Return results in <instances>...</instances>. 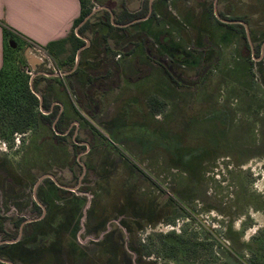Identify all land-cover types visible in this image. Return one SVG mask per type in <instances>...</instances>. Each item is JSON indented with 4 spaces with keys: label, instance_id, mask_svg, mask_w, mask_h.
<instances>
[{
    "label": "rangeland",
    "instance_id": "obj_1",
    "mask_svg": "<svg viewBox=\"0 0 264 264\" xmlns=\"http://www.w3.org/2000/svg\"><path fill=\"white\" fill-rule=\"evenodd\" d=\"M122 1L130 11L144 8V0L87 3L117 9ZM157 2L159 10L154 2L156 11L140 20L148 51L173 65L186 86L147 57L140 38L130 51L120 41L103 51L113 58L111 50H118L120 67L129 66V72L120 68L115 86L87 89L115 80L111 63L99 75L80 66L66 80L79 119L62 145L36 124L25 134L0 129V241L18 238L0 247V264H252L255 252H264V61L256 49L264 0ZM216 18L245 22L247 56L241 29ZM168 32L163 48L158 36ZM16 46L8 80L18 68L32 72L21 43ZM178 48L188 49L192 64L175 62ZM135 61L143 65L139 71L149 69L144 77L133 70ZM91 99L97 100L93 114ZM74 136L87 148H75ZM42 174L73 192L56 203L43 197L41 218L18 228L21 216L37 218L31 198L41 199L54 183Z\"/></svg>",
    "mask_w": 264,
    "mask_h": 264
},
{
    "label": "crops",
    "instance_id": "obj_2",
    "mask_svg": "<svg viewBox=\"0 0 264 264\" xmlns=\"http://www.w3.org/2000/svg\"><path fill=\"white\" fill-rule=\"evenodd\" d=\"M101 5L105 10L112 9L116 16L120 14V8H109L104 5V2H101ZM80 9V0H0V68L3 64L4 48L1 24H5L15 34L18 42L21 43L24 48V53L30 45L44 46L48 42L58 41L67 37L73 30L77 37L84 41V45L76 50L71 69L68 71L65 70L66 80L78 74L74 71L77 65L80 64L84 68V71L96 72L99 75L100 69L102 70V60L105 58L103 49L105 47H113L114 44L117 49L120 44V32L117 29L110 31L103 24L98 23L95 17L92 18L94 13L99 12L97 8L94 9L93 7L89 12L91 13L93 11L90 16L91 24L81 34L78 33L81 22L76 26H73V23L78 18ZM67 45L69 48L71 47L70 43L64 44L66 49L64 55H67L70 50L67 49ZM59 47L60 45H54L52 48L56 50ZM117 51L111 50V54L115 52L114 55H116L118 54ZM76 56H78L77 62ZM108 63L118 67L114 71V81H116L118 72H120L119 70L124 64L120 67L115 59L107 61V65ZM124 67L125 71L129 72L128 64L125 63ZM31 71L35 73V77H38L36 87L40 91L39 93L44 94L50 100L49 111L55 107L56 110L58 109L59 114L63 112L64 114H62L61 118L62 127L65 129L72 127L75 123L74 117L76 116V109L71 99L67 83H64L53 73H50L51 71H47L42 64L37 65L36 69H31ZM131 75L133 73L129 74V77ZM42 77L47 78V81ZM100 83H104V81H99V83L93 82L91 87H96L98 90L100 87L104 88L109 82L104 83L105 85L103 84V86L99 85ZM77 86L79 85L77 84ZM113 86L115 84L110 87ZM67 111L70 112L68 115L65 114Z\"/></svg>",
    "mask_w": 264,
    "mask_h": 264
},
{
    "label": "trees",
    "instance_id": "obj_3",
    "mask_svg": "<svg viewBox=\"0 0 264 264\" xmlns=\"http://www.w3.org/2000/svg\"><path fill=\"white\" fill-rule=\"evenodd\" d=\"M80 5H81V9H80V14L78 16L77 19H75L73 26L78 25L86 16L87 14H89V12L91 11V9L93 7H91L90 5H88L87 0H80ZM124 7V6H123ZM148 11V0H144V8L141 9L138 12L135 13H128L126 11V8L123 9V14L124 16L122 18H114V22H118V23H126L129 22L133 19L136 18H142L147 14ZM221 17H224L223 15H220ZM95 17V19L98 21V23L103 24L105 27L108 28V30H115L117 29L120 32V40L122 42V44L125 46L126 45V49L129 46V51L132 50V44L134 39L136 38H140L141 42L144 46V51H146L149 47V42L147 40V36L145 35L144 31L142 30V22L137 21L136 23L132 24L131 28L129 27H123V28H117L113 25L112 20L110 19V14L108 10H100L98 13H94L92 18ZM90 17L84 21L82 23V25H80V27L78 28V33H82L85 28H87L91 22H90ZM216 22L223 24L227 27H238L241 29V32L243 34V37L245 39V46H244V55L247 56V54L249 53V45L246 41V37H245V32H244V28L241 24L237 23V24H226V23H221V21H219L216 18ZM2 27V32H3V37H4V48H3V64L0 68V108L2 110V112L0 113V129L2 132H5L6 129L4 128H9L10 129V133H21V134H25L27 131H29V129L31 128V126L33 124H36L37 127H41L43 131H45L46 129H50L52 131V138H54L55 142L57 145H62L66 136L71 133V130H69L68 133H66V135H61L60 133H62L64 131V128L61 125V118L62 115L59 116L58 120L54 123V127L53 122L55 120V117L57 115V110L54 107V109L49 112V113H44L47 112L49 110V106H50V100L47 96H45L44 94H40L38 88L36 87V81L38 80V77H33L31 79V84H30V76L29 73L27 74L25 69L22 68H18V71L12 76L10 77L11 79L8 80L7 78H5L6 75V71L9 68V66L12 65L13 60L14 59V54L17 51V46L16 48L11 47L10 44L8 45L9 40H12L16 45L18 42L17 37L15 36V34L5 25V24H1ZM74 28V27H73ZM159 40L162 41H170L171 40V34L168 33H161L158 36ZM65 43H70L71 47L69 50V53L67 55H64V57L60 58L59 55H62L65 53L66 49L64 47ZM54 45H60L59 49H54L52 48ZM82 45H84V41L82 39H80L79 37H77V35L75 34V32L72 30L70 32V34L58 41H52V42H48L46 45L42 46V48L47 52V54L51 57V59L54 61L55 65L61 69V68H71L75 59V53L76 50L81 47ZM31 46V45H30ZM123 46V47H124ZM109 47H105L103 50H108ZM128 50V49H127ZM149 57L154 60L155 62H158L159 64H161L164 68H165V72L167 73V75H169L170 79L173 81V83L177 86H181L182 84L180 83V79L178 78L177 75H175L171 68L169 67L168 63L166 61H164L163 59H161L160 57L154 55L153 53L148 52ZM171 56L173 58L177 57L176 54H172ZM250 58V56H249ZM12 60V61H11ZM103 64H102V70L106 69L107 66V61H111V58L107 59L106 57L102 60ZM113 62V61H112ZM27 63V62H26ZM81 64L78 65V67L75 69V73H77L79 71ZM138 70L142 69L139 62H135L134 65ZM61 67V68H60ZM115 69H117L118 67L115 65L114 66ZM10 70V68H9ZM211 70V69H210ZM144 71V70H143ZM146 71V69H145ZM21 74L22 76L25 74V78L23 79H19V75ZM142 74H144L143 72H140ZM98 75V74H96ZM19 79L18 81V85H16L14 87L13 90H11L10 87V83L13 84L14 81H16V79ZM21 78V77H20ZM41 78V77H40ZM44 80L47 81V78L42 77ZM136 78H138V75L136 76ZM93 83V82H92ZM92 83H90L87 87L88 90H91L92 87ZM184 83H186V81H184ZM105 85V84H104ZM110 85H106V88H109ZM37 95H40L42 97V102L40 103L39 98ZM76 100L79 102V97H76ZM153 101H155V99H151ZM91 104H92V114H93V109H94V105L96 103L95 100L91 99ZM78 104L81 105V103L79 102ZM96 106V105H95ZM82 107V105H81ZM155 111L159 112L160 108H155ZM76 114H78V112L76 111ZM80 117V116H79ZM7 120L10 124L9 127H6L4 125H2V123ZM4 135V134H3ZM74 144V143H73ZM75 148H78L79 146H77L76 144H74ZM200 161V159L198 160V162ZM61 194L67 196L68 194H70V191H66L63 189H58ZM37 207V205H36ZM264 243V242H263ZM195 247H193V250ZM264 248V245H263ZM254 259L252 261V264H264V252L263 253H258L257 251L255 252V256H253Z\"/></svg>",
    "mask_w": 264,
    "mask_h": 264
},
{
    "label": "flooded vegetation",
    "instance_id": "obj_4",
    "mask_svg": "<svg viewBox=\"0 0 264 264\" xmlns=\"http://www.w3.org/2000/svg\"><path fill=\"white\" fill-rule=\"evenodd\" d=\"M154 2H156V4H157V7H156V9H158L159 10V6H158V2H157V0H148V11H147V14L144 16V17H142V18H136V19H133V20H131V21H129V22H126V23H118V22H114V18L116 19V18H122L123 16H124V14L122 13L123 12V9L124 8H122L123 6L125 7V4H124V2L122 1V4H120V9H121V11H120V14L119 15H115L114 14V12L112 11V9H106V10H108L109 11V14H110V19L112 20V23H113V25H115L116 27H118V28H123V27H129V28H131V26H132V24H134V23H136L137 21H140L141 19H143V18H145L148 14H150V13H152V12H155V11H153V4H154ZM101 6H103V5H101ZM101 6H99L97 9H98V11H100V10H102V9H104L103 7H101ZM100 9V10H99ZM105 10V9H104ZM126 11L128 12V13H135V11H130L129 9H126ZM112 14V15H111ZM219 21H222V22H224V23H226V24H237V23H239V24H241L242 26H243V28H244V32L245 31H247V32H249L248 31V29H247V27H246V25H245V22L242 20V19H236V18H230V19H227V18H224V19H221V18H217ZM261 23H262V19H261ZM262 29H263V27H261V29H258V35H260V37H261V39H262V41H261V43L259 44V46L257 45L256 46V49H257V51L259 52V55H258V60L259 61H264V33H262L261 31H262ZM135 40V39H134ZM121 41V40H120ZM134 42V41H133ZM169 42L170 41H162V40H159L158 39V43L163 47V48H165L166 47V45H168L169 44ZM212 48H215L214 50L216 51V47H214V46H212ZM179 49V48H178ZM187 49V48H186ZM185 49V50H186ZM185 50H183V49H179V51L177 50V52L178 53H176V55H177V57H175V58H173L174 60H175V62H177V63H181V65L182 66H184V65H187V63L189 62L188 61V59H187V54L185 53L186 51ZM188 50V49H187ZM148 49L145 51L146 53H147V57L148 58H150L149 57V55H148ZM249 52H251L250 51V49H249ZM150 53H152V52H150ZM154 54V53H153ZM154 55H156V54H154ZM119 53L118 54H116V55H114L113 56V58H111V59H115V61H116V63H118V58H119ZM156 56H158V55H156ZM219 56V54H217V56L214 58V60H212L210 63H208L207 64V66H205L204 68H202V71L199 73V75L197 76V78L193 81V82H189L192 86H195V85H199L202 81H203V78H204V76L209 72V70L210 69H212L213 68V66L218 62V57ZM158 57H160L161 59H163L164 61H166L167 63H168V65H169V67L171 68V70H172V72L175 74V75H177L178 76V78L180 79V83L184 86H186V84L184 83V81H186V79L183 77V75L181 74V73H179L178 72V70L177 69H175L174 68V66L173 65H170V63L166 60V59H164L163 57H161V56H158ZM151 59V58H150ZM250 59H252L253 60V55L252 54H250ZM152 60V59H151ZM153 62H155L154 60H152ZM136 62V61H135ZM135 62H134V65H135ZM157 65H159V66H161L162 67V69H164V71H165V68L161 65V64H159L158 62H155ZM189 63H191V62H189ZM140 64V66H143L141 63H139ZM192 64V63H191ZM77 67H78V65H77ZM76 67V68H77ZM71 69V68H70ZM134 71H137V73H140L141 71H139L135 66H134V69H133ZM115 71H116V69H115ZM149 72V69L148 68H146V72L142 75V77H144L145 76V74H147ZM50 73H53L57 78H59L60 80H62L64 83H67L66 82V73H65V71H63L62 70V75H57L56 73H54L53 71H51ZM135 74L131 79H133V80H137V78H136V76L138 75V74ZM166 73V72H165ZM166 75H167V73H166ZM168 77H169V75H167ZM170 78V77H169ZM118 80L116 79V81H113L112 83H108L110 86L111 85H113V84H115L116 85V82H117ZM172 81V80H171ZM103 85V83H100V85ZM68 85V84H67ZM181 85V86H182ZM191 85H189L188 84V86H191ZM111 87H109V88H106V86L103 88V90H105V89H110ZM100 91V90H99ZM69 93H70V90H69ZM70 96H71V94H70ZM72 99V98H71ZM76 99V98H75ZM151 99H155V101H153V100H151ZM95 101H96V103H97V100L96 99H94ZM150 100H151V102L152 103H156L157 102V99L155 98V97H151L150 98ZM75 102L73 101V104H74ZM96 103H95V105H96ZM90 105H91V101H90ZM75 107H76V105H74ZM157 106V105H156ZM94 107V109H93V112L94 111H96V109H97V107L96 106H93ZM81 108H83V107H81ZM156 108H158V107H156ZM54 109V107L52 108V110ZM52 110H48L47 112H44V113H49V112H51ZM62 114H64L63 112H61L60 114H59V112H58V109H57V115H56V117H55V120H54V122H53V127H54V123L58 120V118L59 117H57L58 115L60 116V115H62ZM76 117V120H75V125L76 126H78V120L77 119H79L78 118V116L76 115L75 116ZM74 125V124H73ZM71 129V127L70 128H68V129H65L64 128V131L62 132V133H60L61 135H66V133H68L69 132V130ZM66 139V138H65ZM73 140H74V144H76L77 146H79V147H84V148H87V144H84V146L83 145H80L79 144V141H78V139H76V136H74V138H73ZM43 176H46V177H50L52 180H53V182L54 183H52L51 182V180H49V182H51L52 183V185H47V190L45 191V193L43 194V196L41 197V199H37V198H35V201L31 198V202H32V204H33V208L35 207V211L37 212V218L36 219H32V220H30V219H25L24 217H20V219H18L16 222L18 223V228H23V226H25V225H29V224H31V223H33V222H36V221H38L40 218H41V212L39 213L38 211H37V209L38 210H40L41 208H43L44 207V203L41 201V200H45L43 197H48V199L49 200H52L54 203H56V199H64V198H67L65 195H63V194H61L60 192H58L59 190L58 189H63V190H66V191H70V193L71 192H73L72 190H71V188L69 187V186H67L66 184H64V183H60L59 181H57L53 176H51V175H44V174H42V177ZM40 177V176H39ZM39 180V179H38ZM36 181L35 182V184H34V186H33V188H36V185H38V182L39 181ZM42 181V180H41ZM48 182V181H47ZM54 186V187H53ZM32 188V189H33ZM54 188H56V189H54ZM69 195V194H68ZM51 196H52V198L53 199H51ZM31 197V196H30ZM55 197V198H54ZM47 199V198H46ZM45 202V201H44ZM36 205H37V207H36ZM76 206L74 205V208H75ZM76 210V209H75ZM18 228H17V231H18ZM4 229V233L5 234H8L7 236H9V235H12L11 234V232H9V231H7V229H5V227L3 228ZM76 237V236H75ZM17 240H18V238H17V236H16V239H15V241L13 242H8V240H6L5 238L4 239H2L1 241H0V247L1 246H9V245H12V244H14V243H16L17 242Z\"/></svg>",
    "mask_w": 264,
    "mask_h": 264
},
{
    "label": "water",
    "instance_id": "obj_5",
    "mask_svg": "<svg viewBox=\"0 0 264 264\" xmlns=\"http://www.w3.org/2000/svg\"><path fill=\"white\" fill-rule=\"evenodd\" d=\"M92 13H93V11L91 13H89L81 21L80 24L82 25V23L84 21H86L91 16ZM9 44H10L11 47H13V48L15 47V44H14V42L12 40H9ZM24 54H25V57H26V60H27L28 64L30 65V68L32 70H35L37 65H39V64H42L44 66V63L42 62V60L31 51V47L27 48ZM77 60H78V56H76V62H77ZM34 74L35 73H33V72L31 73L30 84H31V79L33 78ZM37 96H38L39 101L41 103L42 102V97L40 95H37Z\"/></svg>",
    "mask_w": 264,
    "mask_h": 264
},
{
    "label": "built area",
    "instance_id": "obj_6",
    "mask_svg": "<svg viewBox=\"0 0 264 264\" xmlns=\"http://www.w3.org/2000/svg\"><path fill=\"white\" fill-rule=\"evenodd\" d=\"M31 49H32V51H35V52L38 53V55H36V56H38L42 60V62L44 63V67H45V69H47V71H53L54 73H56L59 76L62 75V70L59 69L55 65V63L52 62L51 57L42 48V46L32 45V48Z\"/></svg>",
    "mask_w": 264,
    "mask_h": 264
}]
</instances>
